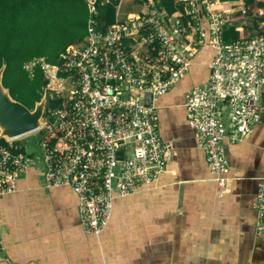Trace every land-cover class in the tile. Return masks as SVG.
<instances>
[{
	"label": "built area",
	"instance_id": "built-area-1",
	"mask_svg": "<svg viewBox=\"0 0 264 264\" xmlns=\"http://www.w3.org/2000/svg\"><path fill=\"white\" fill-rule=\"evenodd\" d=\"M83 1L84 39L64 50L59 64L41 57L26 67L32 71L39 64L47 80L49 124L36 130L43 131L44 183L71 188L83 229L100 235L115 200L153 184L167 166L170 147L161 136L157 107L145 104V94L155 100L170 91L204 47L210 50L208 77L189 86L184 105L214 180L225 186L230 179L225 138L245 140L264 118V28L260 24L256 35L227 40L224 32L234 24L236 8L220 10L211 0H205L203 16L200 0H179L184 10L172 14L154 8L152 0ZM124 1L143 2L147 10L117 11L115 22L104 28L102 6L118 8ZM258 13L264 15V7ZM55 100L59 103L51 106ZM25 139H0V196L18 191V179L37 162ZM256 208V233L264 238V175Z\"/></svg>",
	"mask_w": 264,
	"mask_h": 264
},
{
	"label": "crops",
	"instance_id": "crops-1",
	"mask_svg": "<svg viewBox=\"0 0 264 264\" xmlns=\"http://www.w3.org/2000/svg\"><path fill=\"white\" fill-rule=\"evenodd\" d=\"M211 1L224 9L243 7L242 0ZM176 3L182 7L175 12L183 11ZM115 9L123 15L147 7L124 1ZM241 20L234 24L248 25ZM192 69L154 101L170 147L162 176L116 199L108 226L94 235L82 227L77 194L47 187L42 169L31 165L18 179V191L0 196V264H264L253 209L264 173V118L245 140L225 138L230 179L220 187L187 121L189 86L208 77L207 65Z\"/></svg>",
	"mask_w": 264,
	"mask_h": 264
},
{
	"label": "trees",
	"instance_id": "trees-1",
	"mask_svg": "<svg viewBox=\"0 0 264 264\" xmlns=\"http://www.w3.org/2000/svg\"><path fill=\"white\" fill-rule=\"evenodd\" d=\"M154 3L170 14L182 7L176 0H154ZM242 3L246 13L238 11L233 21L258 14V9L264 7L261 0H242ZM115 4L102 6L104 28L115 22ZM217 8L224 9L220 4ZM87 20L88 9L83 0H0V67L6 64L3 83L15 99L34 108L45 92L47 80L39 64L32 71L26 65L41 57L51 63H61V53L84 39ZM258 25L255 21L254 27ZM248 27L233 24L225 30L224 37L227 40L245 37ZM58 103V100L51 101V106Z\"/></svg>",
	"mask_w": 264,
	"mask_h": 264
},
{
	"label": "water",
	"instance_id": "water-1",
	"mask_svg": "<svg viewBox=\"0 0 264 264\" xmlns=\"http://www.w3.org/2000/svg\"><path fill=\"white\" fill-rule=\"evenodd\" d=\"M264 1V0H261ZM6 64L0 67V139L14 138L32 133L49 122L45 118L48 95L45 92L42 98L36 102L34 108H29L24 103L15 99L10 89L3 83ZM145 104L154 103L152 93L145 94ZM27 139L24 143H27Z\"/></svg>",
	"mask_w": 264,
	"mask_h": 264
},
{
	"label": "rangeland",
	"instance_id": "rangeland-1",
	"mask_svg": "<svg viewBox=\"0 0 264 264\" xmlns=\"http://www.w3.org/2000/svg\"><path fill=\"white\" fill-rule=\"evenodd\" d=\"M207 1H205V0H200L199 1L200 11H201L200 13H201L202 16H203V13H204L203 12L204 8L207 5ZM130 9H133V8H130ZM134 9H136V8H134ZM237 11L238 10H236L235 12H237ZM254 14L255 15L248 14V15H246V17L244 19L241 20L242 22H244V21L248 22L249 30H247V34L250 33L251 35H256V33L261 31L260 24H261L262 28H264V25L262 23L264 21V17H263L264 15H260V14H256V13H254ZM232 15H235V14H232ZM260 18H262V20H260ZM255 21L260 22V23H258L259 27H257V28L254 27ZM209 54H210L209 48L204 47L202 49V51L194 58L192 68H195L196 72H198V70L204 68L207 65ZM202 60H203V63L201 65V67L198 68L197 65L200 64L202 62ZM192 71H193V69L191 70V72L188 73V75H191ZM172 90L173 89H171V91ZM48 117L49 116L46 115V118H48ZM42 133H43V131H36V132H33V133H29L27 135H24L25 138H28V142L26 144H24L25 149L28 152L34 153L35 156H37L36 157L37 158V162L34 163L35 164L34 167L37 168V169H43L42 150H41V142H40V138H41L40 135ZM38 158H40V160H38Z\"/></svg>",
	"mask_w": 264,
	"mask_h": 264
},
{
	"label": "flooded vegetation",
	"instance_id": "flooded-vegetation-1",
	"mask_svg": "<svg viewBox=\"0 0 264 264\" xmlns=\"http://www.w3.org/2000/svg\"><path fill=\"white\" fill-rule=\"evenodd\" d=\"M264 175V173L260 176V177H262ZM260 177L258 178L259 180H258V190H259V183H260ZM258 190H257V192H256V200H255V202H254V204H253V209H254V212H255V216H256V218L258 217V210H257V208H256V201H257V195H258ZM257 223V222H256Z\"/></svg>",
	"mask_w": 264,
	"mask_h": 264
},
{
	"label": "clouds",
	"instance_id": "clouds-1",
	"mask_svg": "<svg viewBox=\"0 0 264 264\" xmlns=\"http://www.w3.org/2000/svg\"><path fill=\"white\" fill-rule=\"evenodd\" d=\"M241 5H242L244 8H246L245 5H244V3H242ZM216 7H217V5H216ZM231 8H234V7H231ZM231 8H230V9H231ZM235 8H236V7H235ZM223 10H228V9H223ZM236 10H237V8H236ZM236 10H235V11H236ZM240 10L242 11V8L239 9L238 11H240ZM235 11H234L233 14H236V13L238 12V11H237V12H235ZM258 14H259V13H258ZM231 16L234 17V15H232V14H231ZM244 18H245V17H244ZM244 18H243V19H244ZM234 22H236V21H234ZM258 23H260V22H258ZM232 25H233V24H232Z\"/></svg>",
	"mask_w": 264,
	"mask_h": 264
}]
</instances>
